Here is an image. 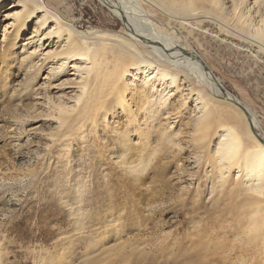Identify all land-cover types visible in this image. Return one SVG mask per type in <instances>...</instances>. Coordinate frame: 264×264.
I'll return each mask as SVG.
<instances>
[{"label": "rangeland", "instance_id": "rangeland-1", "mask_svg": "<svg viewBox=\"0 0 264 264\" xmlns=\"http://www.w3.org/2000/svg\"><path fill=\"white\" fill-rule=\"evenodd\" d=\"M119 1L134 19L139 15L148 25L160 24L165 34L196 51L223 87L253 112L256 131L264 133V34H256L255 22L242 27L230 16L235 2L238 14H249L250 7L251 14L258 9L264 14V0H220L222 5L214 7L190 3L179 10L190 11L184 20L176 12L177 1ZM44 2L77 34L105 30L118 39L129 36L99 0ZM20 50L17 45L6 50L14 66L0 60V264H234L230 246L239 238L231 234V224L241 217L219 215L212 207L220 189L237 188L233 183L239 173L230 171L228 188L216 186L207 159L213 138L201 148L188 124L197 115L195 95L182 99L181 85L157 116L148 118L143 109L135 122H127L110 93L86 117L75 120L68 113L60 125L53 106L66 102L68 89L56 85L66 75L46 80L44 68L23 81L16 63ZM138 50L143 58H159L150 47L139 45ZM139 76L135 68L128 69L131 87ZM187 80L221 99L203 83ZM182 100V107L171 109ZM156 122L164 130L152 129L159 130L150 134L155 152L136 178L128 166L137 161L126 164L128 148L138 139L136 127Z\"/></svg>", "mask_w": 264, "mask_h": 264}, {"label": "bare ground", "instance_id": "bare-ground-1", "mask_svg": "<svg viewBox=\"0 0 264 264\" xmlns=\"http://www.w3.org/2000/svg\"><path fill=\"white\" fill-rule=\"evenodd\" d=\"M99 1L107 5L116 17L122 19L129 36L120 37V40L116 33H108L105 30L77 34L72 25L50 10L44 0H9L2 3L0 22H5L2 25V40L5 44L0 51V60L2 62L9 60L14 66V60H10V53L7 55L6 50H12L17 45L21 47L19 52L21 55L16 63L17 69L24 71L23 81L28 82L31 79L30 74L35 75L44 68H47V74L43 77L46 80L54 75H66L55 83L61 88L68 89V92H64L66 102L61 100L53 106L56 113L53 118L57 119L60 125L68 118V113L74 114L75 120L86 117L96 108L99 99L110 93L114 95L115 102L125 113L127 122H135L136 115L143 109L148 111L146 113L148 118H153L164 105L166 106L168 98L175 94L176 90H180L181 85L185 86L180 91H186L182 93L185 94L182 99L186 100L195 95L193 106L197 110V115L188 121L191 130L196 134L195 139L202 143L201 148L207 147L206 142L210 139L213 138L214 141V147L211 153L208 152L207 159L215 174V180L217 179L216 186L228 188L230 183L227 177L230 171L235 168L237 174L239 173V178L233 183L237 188L234 191L233 187L227 191L220 189L214 202L216 205L212 207L219 215H236L242 219L231 224V234L239 238L235 245L230 246V250L234 252L232 255L235 259L234 264H264V133L260 134L251 129L250 124H253L255 130L258 129L255 115L224 87L226 95L223 96L211 80L209 72L204 69L202 57L200 58V55L187 45L179 44L173 35L165 34L166 29L163 26L153 23L148 25L145 20L137 19L139 15L134 19V14L132 16V11L125 7L122 1ZM169 1L172 3L177 1L178 6L175 9L183 20L190 12L187 9L186 13H180L179 10L185 5L193 3L197 6L206 4L214 7L221 3L220 0ZM235 3L231 15L229 14L231 18L242 27L252 26L255 22L256 34L263 35L264 14L260 12L261 10H255V14H251L250 7L249 14L246 11L238 14L237 2ZM139 45L157 51L159 58H143L144 56L139 55ZM131 68H135L141 74L138 83L133 87L126 78L128 69ZM190 77L208 86L221 99L215 100V97L212 98L191 85L187 80ZM186 82L187 85H184ZM127 95L130 96L128 97L130 102L127 101ZM131 103L136 109L134 116L131 115L133 113ZM184 103L183 100L179 101L178 105H172L171 109L177 110ZM221 106L228 110L225 111ZM224 112L227 113L224 115ZM153 128L164 130L159 128L157 122L145 129L136 127L138 139L128 148L125 163L128 165L137 161L134 165L128 166L132 173L138 175L136 178L141 177L142 168L155 152V149L152 150L150 147L152 139L150 134L159 130H152ZM127 137L124 133L123 142ZM139 159L142 163L138 162ZM198 162L196 159L197 166ZM222 202L223 206H219ZM246 254L253 255L255 259L245 258Z\"/></svg>", "mask_w": 264, "mask_h": 264}, {"label": "water", "instance_id": "water-1", "mask_svg": "<svg viewBox=\"0 0 264 264\" xmlns=\"http://www.w3.org/2000/svg\"><path fill=\"white\" fill-rule=\"evenodd\" d=\"M122 20V19H121ZM123 22V21H122ZM202 65H203V67H204V69L207 71V72H209V74H210V77H211V80L213 81V83L216 85V87L220 90V92H221V94L223 95V96H225L226 95V92H224V88H223V85L220 83V81L218 80V78L216 77V75L213 73V71L209 68V66L208 65H206L205 63H204V61H202ZM239 107H241V108H243L239 103H237V102H235ZM244 109V108H243ZM244 111H245V109H244ZM250 126H251V129L254 131V132H257L255 129H254V126H253V124H250ZM256 135H257V133H256ZM259 138V137H258ZM259 139H262V138H259Z\"/></svg>", "mask_w": 264, "mask_h": 264}]
</instances>
